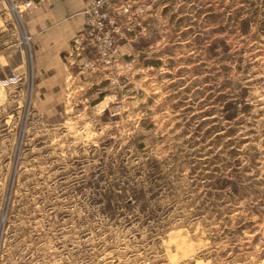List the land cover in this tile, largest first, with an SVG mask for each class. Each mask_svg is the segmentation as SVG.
Masks as SVG:
<instances>
[{
  "label": "rangeland",
  "instance_id": "374dc122",
  "mask_svg": "<svg viewBox=\"0 0 264 264\" xmlns=\"http://www.w3.org/2000/svg\"><path fill=\"white\" fill-rule=\"evenodd\" d=\"M26 1L0 0V264H264V0H101L54 72Z\"/></svg>",
  "mask_w": 264,
  "mask_h": 264
},
{
  "label": "crops",
  "instance_id": "0c3cea01",
  "mask_svg": "<svg viewBox=\"0 0 264 264\" xmlns=\"http://www.w3.org/2000/svg\"><path fill=\"white\" fill-rule=\"evenodd\" d=\"M84 4L85 0H40L27 13L28 30L42 69L51 67L54 72L59 59L70 56L72 38L85 28Z\"/></svg>",
  "mask_w": 264,
  "mask_h": 264
},
{
  "label": "built area",
  "instance_id": "2783aa9c",
  "mask_svg": "<svg viewBox=\"0 0 264 264\" xmlns=\"http://www.w3.org/2000/svg\"><path fill=\"white\" fill-rule=\"evenodd\" d=\"M87 1H89V3H91L92 5H89V4L88 5L87 4L85 5V7H84V13H86V15L89 14L90 11L94 7L99 6V4L101 3L100 2L101 0H85L86 3H87ZM32 3H35V0H27L26 3H25V5L30 6V5H32ZM88 24H89V21H87L85 23V27H87ZM75 40L77 41V39H75Z\"/></svg>",
  "mask_w": 264,
  "mask_h": 264
}]
</instances>
